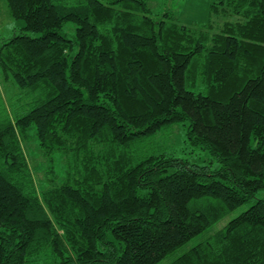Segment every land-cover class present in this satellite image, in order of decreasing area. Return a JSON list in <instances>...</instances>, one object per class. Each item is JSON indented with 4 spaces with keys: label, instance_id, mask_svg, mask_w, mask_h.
I'll list each match as a JSON object with an SVG mask.
<instances>
[{
    "label": "trees",
    "instance_id": "obj_1",
    "mask_svg": "<svg viewBox=\"0 0 264 264\" xmlns=\"http://www.w3.org/2000/svg\"><path fill=\"white\" fill-rule=\"evenodd\" d=\"M5 1L24 25L0 44L19 89L0 101V264H156L242 205L167 264H264V0H209L236 17L215 30L146 0ZM177 123L207 162L146 149Z\"/></svg>",
    "mask_w": 264,
    "mask_h": 264
},
{
    "label": "rangeland",
    "instance_id": "obj_2",
    "mask_svg": "<svg viewBox=\"0 0 264 264\" xmlns=\"http://www.w3.org/2000/svg\"><path fill=\"white\" fill-rule=\"evenodd\" d=\"M151 9V16H159L164 11L168 10L174 14L177 21L184 24H198L203 22H208L209 20L213 24V30L218 28L223 21L229 19L234 20V16H209V0H146ZM24 22L21 19H14L10 16L5 0H0V44L3 40L11 37L14 33H20ZM74 32L73 23L69 22L65 25V33L68 37H72ZM31 36H37L39 33L29 32ZM19 89L12 84L10 81L3 79L0 72V101L5 105H11V110L14 112L13 103L18 97ZM29 102L27 98L22 100L17 99L16 103ZM29 105V104H28ZM185 130L186 125L177 123L165 131L164 134H159L157 137L150 138L146 141L145 147L149 151L155 152H170L175 156L188 158L189 160L204 163L208 161L207 153L201 152L197 155L199 150L196 152H190V147L185 141ZM27 147V155L29 159H34L38 162L40 159L38 151L36 150V140L30 139L24 142ZM42 162V161H41ZM264 194V190L258 193V195ZM247 205H242L236 208L232 212L228 213L224 218L219 220L217 223L212 225L208 230L199 236L188 241L184 246L176 250L171 255L167 256L163 260L156 264H167L174 257L185 251V249L190 248L194 244L200 241L201 238L205 237L209 233H212L217 228L223 226L229 219L236 216L243 210H245Z\"/></svg>",
    "mask_w": 264,
    "mask_h": 264
}]
</instances>
